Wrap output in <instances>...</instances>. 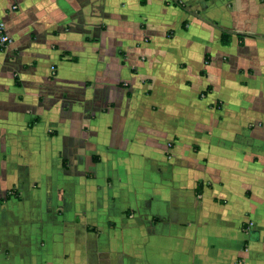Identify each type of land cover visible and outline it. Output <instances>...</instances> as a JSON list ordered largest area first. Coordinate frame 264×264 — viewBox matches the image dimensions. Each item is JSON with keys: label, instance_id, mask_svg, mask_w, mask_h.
I'll return each instance as SVG.
<instances>
[{"label": "crops", "instance_id": "0c3cea01", "mask_svg": "<svg viewBox=\"0 0 264 264\" xmlns=\"http://www.w3.org/2000/svg\"><path fill=\"white\" fill-rule=\"evenodd\" d=\"M0 25V264H264V0Z\"/></svg>", "mask_w": 264, "mask_h": 264}, {"label": "built area", "instance_id": "2783aa9c", "mask_svg": "<svg viewBox=\"0 0 264 264\" xmlns=\"http://www.w3.org/2000/svg\"><path fill=\"white\" fill-rule=\"evenodd\" d=\"M11 43V39L7 34L6 30L2 25H0V51L5 50V48ZM170 147V145H168Z\"/></svg>", "mask_w": 264, "mask_h": 264}, {"label": "trees", "instance_id": "16d2710c", "mask_svg": "<svg viewBox=\"0 0 264 264\" xmlns=\"http://www.w3.org/2000/svg\"><path fill=\"white\" fill-rule=\"evenodd\" d=\"M172 1H173V0H172ZM174 3H175V5H177V6H181L177 1H175ZM222 40L225 42V37H224V36L222 37Z\"/></svg>", "mask_w": 264, "mask_h": 264}]
</instances>
